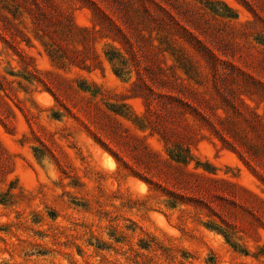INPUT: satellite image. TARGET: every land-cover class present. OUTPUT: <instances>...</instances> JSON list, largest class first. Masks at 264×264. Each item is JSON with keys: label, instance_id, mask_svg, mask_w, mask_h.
I'll return each instance as SVG.
<instances>
[{"label": "rangeland", "instance_id": "374dc122", "mask_svg": "<svg viewBox=\"0 0 264 264\" xmlns=\"http://www.w3.org/2000/svg\"><path fill=\"white\" fill-rule=\"evenodd\" d=\"M0 264H264V0H0Z\"/></svg>", "mask_w": 264, "mask_h": 264}]
</instances>
